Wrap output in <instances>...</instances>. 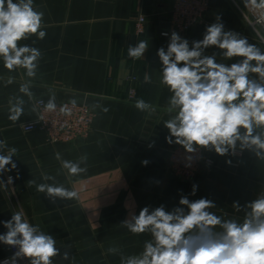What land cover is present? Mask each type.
I'll return each instance as SVG.
<instances>
[{"label":"crops","instance_id":"obj_1","mask_svg":"<svg viewBox=\"0 0 264 264\" xmlns=\"http://www.w3.org/2000/svg\"><path fill=\"white\" fill-rule=\"evenodd\" d=\"M18 2V0H14ZM174 0H33L35 10L42 11L43 40L31 36L20 44L40 49L35 78L26 70L9 72L0 58V140L17 148L13 157L16 169L1 176L13 175L15 189L10 195L0 191V221L11 219L21 208L33 225L56 239L61 254L69 259L54 258V264H120L121 255L142 252L148 233L134 235L121 222L130 213L148 206L164 205L171 211L179 206L181 196L189 200L207 198L215 202L210 209L223 219L243 221V206L264 194V160L250 151L237 150L235 155L219 156L203 149L209 160L192 181L175 178L169 172L168 151L181 145L166 141L169 130L163 125L169 118L165 111L170 93L160 82V47L167 49L169 39L160 33L167 29ZM242 0H209L205 18L190 31L179 34L191 42L203 38L206 26L219 15L225 30L248 38L262 50L255 33L237 10ZM146 18L145 33L137 35L136 19ZM146 40L149 48L143 59L128 56L129 45ZM217 53V61L231 64L240 58L224 60L220 50L210 47L205 54ZM145 73L151 83L144 82ZM14 82L7 83L8 77ZM30 81V99L20 92L22 83ZM55 95V103H85L95 114L89 136L77 145H50L42 131L25 133L21 125L38 117L36 102ZM15 97L24 101V115L13 123L8 119L9 105ZM144 99L157 110L149 114L137 110V99ZM108 108L104 112L103 108ZM35 109V111H34ZM151 145V146H150ZM76 161L87 155V171L68 176L61 160ZM149 163L145 166L142 161ZM231 160V164L226 161ZM10 167V166H9ZM42 174L55 181L42 179ZM36 184H62L78 192V199L55 203L36 190ZM196 185L195 195H192ZM239 202L241 211H236ZM7 229L0 223V234ZM117 248L115 254L108 251ZM11 249L0 242L1 261L10 257Z\"/></svg>","mask_w":264,"mask_h":264},{"label":"clouds","instance_id":"obj_2","mask_svg":"<svg viewBox=\"0 0 264 264\" xmlns=\"http://www.w3.org/2000/svg\"><path fill=\"white\" fill-rule=\"evenodd\" d=\"M242 3L247 10L244 18L264 42L260 33V28H264V0ZM43 17L42 11L35 10L33 0H0V58L9 72L22 68L28 78L36 77L42 53L19 42L31 36L38 40L46 37ZM210 47L219 49L224 60L240 59L230 65L218 62L217 53L205 54ZM148 48V42L141 40L135 46L129 45L127 54L132 59H143ZM157 56L161 62L160 82L170 93L165 109L169 118L163 124L169 130V144L181 145L189 154L204 149L226 156L247 150L264 160V50L240 33L225 30L218 15L216 22L206 26L203 38L192 41L191 46L188 39L172 31L167 49L160 47ZM13 82L14 78L8 77L7 83ZM144 82L151 83L147 73ZM30 88L28 81L19 90L31 99ZM14 99L15 103L10 101L8 119L16 123L24 115V101L21 97ZM55 100V95L49 97L44 104L46 112L57 110ZM69 103L74 108L77 101L72 99ZM134 107L149 114L157 110L142 98L136 100ZM60 111L71 115L68 104L60 106ZM103 111L109 109L105 107ZM17 151L0 140V174L16 169L13 157ZM55 158L61 160L60 153ZM87 159L85 154L76 161L61 160V167L68 176H77L87 171L81 166ZM187 159L191 160V155ZM226 162L231 164V160ZM148 163L142 161L145 166ZM42 179L55 181L54 176L47 174H42ZM12 183L9 176L6 183L0 181V186ZM28 184H35L36 190L53 203L57 198H79L77 191L62 184H36L35 180ZM196 188L193 185L192 195ZM233 207L238 212L242 210L239 202H234ZM213 208L216 204L210 199L189 200L181 196L179 206L171 211L160 205L152 210L145 206L138 215L130 213L121 225L134 235L148 233L151 239L144 242L141 253L121 255L120 264H264V194L243 206L247 210L242 222L223 219L210 211ZM0 223L7 229L0 234V242L16 249L3 264H17L23 259L29 264H54L58 256L69 259V252L61 254L56 239L39 225L31 224L22 208L13 212L10 220ZM108 251L115 254L119 249Z\"/></svg>","mask_w":264,"mask_h":264},{"label":"built area","instance_id":"obj_3","mask_svg":"<svg viewBox=\"0 0 264 264\" xmlns=\"http://www.w3.org/2000/svg\"><path fill=\"white\" fill-rule=\"evenodd\" d=\"M208 5L209 0H174L169 13L168 27L160 33V37L162 39H170L172 31H176L178 34L190 31L204 20ZM236 7L244 17V13L247 11L245 7H241L237 4ZM247 15L250 16V14ZM135 22L137 35H143L145 33L146 18L141 15ZM257 27L259 28V25ZM165 32L168 33V35H162V33ZM260 33L261 36H264V28H260ZM255 37L258 42L264 46V42L261 41L260 36H257L255 33ZM40 101H43L44 103H39ZM44 104H46L44 100L36 102L38 117L31 122L21 125V128L25 133L42 131L46 133L47 143L50 145L60 143L77 145L89 136L92 130L95 114L85 103H77L76 107L73 108L69 102H63L57 104V110L51 113L45 111ZM64 104H68V107L71 110V115H64L61 113L60 106ZM190 155L192 159L188 160L187 157ZM208 162L209 160L206 158L203 149H200L193 154L187 153L182 146L168 151L169 172L173 177L183 181H192L195 179L201 166ZM9 176L13 178V183L8 184L6 187L0 186V191L7 193V195L14 192L15 178L13 175H0V181H4L5 183ZM8 247L11 249L10 257H12L16 249L10 246ZM10 257L2 260L1 264H3L4 261L9 260ZM17 264H29V262L27 259H23L18 260Z\"/></svg>","mask_w":264,"mask_h":264}]
</instances>
